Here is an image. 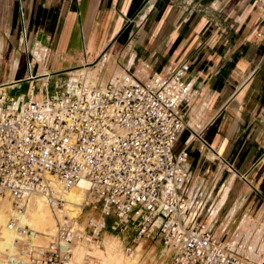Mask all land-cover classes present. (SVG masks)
<instances>
[{
  "label": "crops",
  "instance_id": "obj_1",
  "mask_svg": "<svg viewBox=\"0 0 264 264\" xmlns=\"http://www.w3.org/2000/svg\"><path fill=\"white\" fill-rule=\"evenodd\" d=\"M105 52L103 83L123 72L145 80L187 67L193 88L175 151L188 152L181 192L191 201L190 217L213 234L227 220L223 239L236 219L251 223L248 239L239 234L227 245L232 251L242 239L243 254L233 252L239 264L252 259L251 248L258 261L264 253V4L0 0V93L8 97L69 94L76 73Z\"/></svg>",
  "mask_w": 264,
  "mask_h": 264
},
{
  "label": "built area",
  "instance_id": "obj_2",
  "mask_svg": "<svg viewBox=\"0 0 264 264\" xmlns=\"http://www.w3.org/2000/svg\"><path fill=\"white\" fill-rule=\"evenodd\" d=\"M108 60L103 53L86 68L93 77L80 76L60 98L0 93V202L8 198L21 211L39 193L61 208L54 189L69 191L85 179L94 199L85 205L93 211L101 205L102 215L84 227L77 218L59 225L45 245L31 241V230L12 218L8 229L24 239L1 264H70L71 246L97 240L110 217L114 229L137 224L136 242L159 233L170 264H234L229 246L206 223L194 224L191 201L181 192L188 152L175 145L187 127L182 106L193 88L187 67L145 80L123 72L103 83ZM242 264H264V253Z\"/></svg>",
  "mask_w": 264,
  "mask_h": 264
},
{
  "label": "rangeland",
  "instance_id": "obj_3",
  "mask_svg": "<svg viewBox=\"0 0 264 264\" xmlns=\"http://www.w3.org/2000/svg\"><path fill=\"white\" fill-rule=\"evenodd\" d=\"M93 75H94V72H91V73L89 72L88 78L93 77ZM79 76H80V74L76 73L75 79H77ZM37 98L42 99L43 96H38ZM81 190H83V189H81ZM84 197H85L84 198V204H86V202L90 203V201H94L93 199L89 198V196H87V194L85 192H84ZM90 206L86 207V205H85L86 208L84 207V209L81 210L82 212L81 211L79 212L80 213V214H78L79 216L75 215L72 217H71V215H69L70 213L67 212V210L58 209V211L57 210L53 211L54 212L53 213L52 208H51V215L53 216L55 214V216L52 217V220L54 219L53 220L54 224L55 225L57 224L56 230H55L56 233H57V229H58L59 225H61L62 223L65 224L66 221L67 222L71 221V220L73 221L74 218H77L76 222H78V225H80L82 227H84L86 221L89 218H95L97 220H100L102 218L101 205H99V207L96 211H93ZM68 217H70V218H68ZM63 220H66V221H63ZM115 222H116V220L114 218L110 217L108 219L107 224H106L105 228L103 229L101 235L95 241H92V240L90 242H88V241L77 242L76 241V246H79V250H77L76 254L73 252V257H72L70 264H119V263L121 264L122 261H132V262H135L136 264H170V258L166 255V252L164 249V244L160 238L159 233L155 236L154 239H147V240H142L140 242H136L135 238H136V234L138 232L137 224L131 223L129 225L124 226L121 223L117 229H114L115 227H113V225L115 224ZM220 222H222V220ZM240 222H241V219L238 218L235 220L234 223H231L230 227L228 228L227 238L223 239L222 238L223 229H224V227L228 226V224H229V222L227 220H225L223 222V225L221 226V228L218 231L216 228L215 232L216 231L217 232L214 233L215 237L219 241H223L226 244H228V242L231 239H235V237L237 238L239 234H243V237L245 239H248L249 234H250L249 233V225L251 223L246 222V221H243L241 223ZM239 224H240V226H239ZM237 227H238V229H237ZM236 229H237V231H236ZM56 233H55V235H56ZM156 233H157V231H156ZM117 238L120 239V241H121L120 245L121 246L119 245L120 247L116 248L115 250H112L113 257L112 256L108 257L106 250H111L110 249V247H111L110 245L112 243L111 239L113 241ZM45 239H46L45 241H47L46 236H45ZM241 240L242 239H239L238 242L236 244H234V247H232V252L235 253V252H241L242 251V244L244 242L243 241L241 242ZM46 243L47 242H45V243L44 242H37L36 244L37 245H45ZM90 243H92V244H94L100 248H103L102 253L105 256L103 258H101L99 255H96L94 253H90L87 250V245ZM7 244H9L8 246H9V248L11 247V249L8 248ZM3 245L6 246V248H8V249L3 248L2 247ZM14 247H15L14 243L7 242L5 244L4 239L2 237H0V264L2 263V261L4 259L2 255L5 252H7V253L12 252L14 250ZM251 251L252 252L247 257H250L252 259H256L259 256V254L254 253V248L253 249L251 248ZM261 251H263V249L259 250V252H261ZM120 256L121 257L123 256V257L121 258ZM117 257H118V259H117ZM114 260H116V262ZM117 260H118V262H117ZM258 261H259V259H258ZM239 263H240L239 260L235 259L234 264H239Z\"/></svg>",
  "mask_w": 264,
  "mask_h": 264
},
{
  "label": "bare ground",
  "instance_id": "obj_4",
  "mask_svg": "<svg viewBox=\"0 0 264 264\" xmlns=\"http://www.w3.org/2000/svg\"><path fill=\"white\" fill-rule=\"evenodd\" d=\"M79 74H80V76L88 77L89 71L87 69H84V71L79 73ZM79 77H78V79H79ZM37 99H39V98H37ZM89 187H90V185H89L88 181H86L85 179H81L79 181V183L77 185H75L72 189H70L69 191L63 190L60 187L55 188L54 189V195L63 199V206L61 208L57 207L56 204L54 205V207H52L50 205L52 200L49 198V196L48 195H42L39 193H33V195H31L28 200H26L24 203H22L21 204V206H22L21 211L19 210V208L15 207L14 204L12 203V201L9 200L8 198L2 199L0 202V237H2L4 239L5 244L7 242H12L15 245H16L15 241L17 239H19V240L24 239V237H21V235L18 233V230L14 231V230L8 229L9 221L12 218H15L18 221L17 223H19L21 228L28 227L31 230L30 231L31 233L28 236L31 241H33L34 243H37V242H44L45 243V242H47V241H45L46 240L45 236H48V235H50V237L54 236L56 233L55 230H56V225H57V224L56 225L54 224V222H53L54 219L52 220V217L55 216V214L53 216L51 215V208H52V212L56 211V210L58 211V209L67 210V212L70 213L69 215H71V217L80 214L79 212L82 209H84V207H85L84 192L87 194V190H89ZM81 189H83V190H81ZM87 196H89V198L93 199L91 194H87ZM68 218H70V217H68ZM63 221H66V220H63ZM232 241H233V239H232ZM111 242H112L110 245L111 250H106L108 257H111V256L113 257L112 250H115L116 248L121 246L120 245L121 241L119 238H117L113 241L111 239ZM9 244H7V246ZM231 244H232V242H231ZM234 244H236V243H234ZM2 247L6 248V246H4V245ZM71 247L73 250L72 252H74L76 254L77 250H79V246H76V243H75ZM8 248H9V246H8ZM8 248H6V249H8ZM9 249H11V247ZM102 249L103 248H100V247H98L92 243L87 245V250L90 253H94L96 255H99L101 258H103L105 256L102 253ZM243 249L247 250V247L246 248L243 247ZM242 254H243V252H242ZM239 255H240V252H239ZM245 255H246V253H245ZM243 257H245V256L243 255ZM246 257H247V255H246ZM117 259H118V257H117ZM114 261L116 262V260H114ZM117 262H118V260H117ZM121 264H136V263L132 262V261H122Z\"/></svg>",
  "mask_w": 264,
  "mask_h": 264
}]
</instances>
